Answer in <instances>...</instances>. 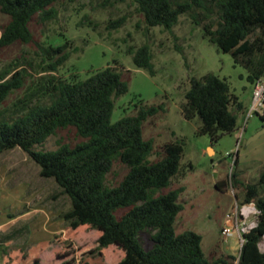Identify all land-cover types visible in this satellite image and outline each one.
Segmentation results:
<instances>
[{
	"label": "trees",
	"instance_id": "obj_1",
	"mask_svg": "<svg viewBox=\"0 0 264 264\" xmlns=\"http://www.w3.org/2000/svg\"><path fill=\"white\" fill-rule=\"evenodd\" d=\"M56 1L0 0V10L9 16L0 44L33 41L32 19L37 14L44 20L55 18ZM134 1L149 26L172 29L182 15H187L211 42L247 69L251 83L264 75V0ZM126 20H110L107 27L117 29ZM78 50L71 39L60 44L45 42L42 54L48 74L40 89L47 100L34 103L30 98L20 99L14 104L13 115L0 112V153L22 148L40 165V175L55 178L70 197L72 207L62 214L71 227L69 239L95 233V242H87L80 249L81 259L94 254L114 257L112 264H234L237 257L233 254L208 256L200 233L176 230L183 209L178 201L183 188L162 189L181 174L184 141L165 143L159 157L150 160L154 141L144 137L143 128L149 118L166 110L165 104L142 105L137 114L113 122L116 98L128 92L129 84L115 65L85 79L60 76L58 70ZM127 52L138 67L156 73L148 44L128 46ZM190 84L181 109L188 120L200 117L198 133L208 134L215 142L235 132L239 113H244L246 106L232 92L228 80L210 72L201 78L191 77ZM23 85L21 72L10 79L1 76L0 104ZM260 116L264 119V113ZM67 128H75L83 140L75 145L62 143L52 150L39 148ZM116 160L125 164L128 172L111 186L107 176ZM237 176L234 171V185L243 186V202H254L259 210L257 225L244 234L238 264H264L260 249L264 239V170L258 182H240ZM147 231L151 232L149 248L140 240ZM67 249L52 252L46 262L35 257L30 264H75ZM26 258L25 250L18 247L5 253L3 264H22Z\"/></svg>",
	"mask_w": 264,
	"mask_h": 264
},
{
	"label": "rangeland",
	"instance_id": "obj_2",
	"mask_svg": "<svg viewBox=\"0 0 264 264\" xmlns=\"http://www.w3.org/2000/svg\"><path fill=\"white\" fill-rule=\"evenodd\" d=\"M53 6L57 10L55 18L44 20L37 14L32 19L33 41L8 46L0 44V80L1 76L5 80L21 72L24 81L21 88L0 104V112L13 115L14 104L20 99L30 98L34 103L46 101L40 89L48 74L44 70L42 47L45 42L60 44L67 39L74 40L80 50L73 52L58 70L60 76L85 79L100 69L115 65L129 84L128 92L116 98L113 122L137 114L142 105L165 104L166 110L149 118L143 128L144 137L154 141L150 160L159 157L158 151L165 143L177 139L184 141L181 174L162 189L167 192L183 188L178 199L183 209L178 215L176 230L179 233L192 229L200 233L203 249L210 257L229 252L238 257L240 234L226 236L222 233L224 226L234 221L228 216L231 213L233 216L237 206L248 204L243 202V186L234 185L232 173L238 174L240 182H258L264 170V132L259 135L264 131V119L257 113L248 116L254 84L248 80L247 69L236 64L231 53L211 42L202 27L187 15H182L177 25L167 29L149 26L134 0H57ZM122 17L127 20L121 27L108 29L110 20ZM8 21L9 16L0 10V38ZM143 44L151 48L154 75L138 67L133 55L127 52L128 46L137 48ZM210 72L226 78L232 92L248 106L246 112L239 113L236 131L215 142L208 134L198 133L202 123L199 116L188 120L181 109L191 77L201 78ZM82 140L75 128H67L49 137L39 148L52 150L62 143L75 145ZM210 145L216 150L214 155H211L212 148L208 150ZM231 151L240 157L238 164L233 156L227 155ZM40 169L20 147L0 153V264L7 251L18 247L29 255L22 264H29L34 256L46 262L52 252L63 250L65 246L71 253L69 258L76 259L75 264H112L114 257L105 259L86 254L83 259L79 258L82 246L95 242V233L69 239L71 227L61 214L71 209V199L62 192L55 178L41 176ZM127 172L128 167L116 160L107 183L117 185ZM217 182H222L220 187ZM28 210L32 213L25 216ZM253 220L255 216L249 219ZM57 223L63 230L53 234ZM14 230H17L16 236ZM8 233H13V238L1 241ZM150 235V231L140 235L147 248L152 244ZM227 245L234 248L228 252ZM36 251L39 255H34Z\"/></svg>",
	"mask_w": 264,
	"mask_h": 264
},
{
	"label": "built area",
	"instance_id": "obj_3",
	"mask_svg": "<svg viewBox=\"0 0 264 264\" xmlns=\"http://www.w3.org/2000/svg\"><path fill=\"white\" fill-rule=\"evenodd\" d=\"M248 111H249L248 116H252L255 113L257 114L264 113V75L254 83L251 106ZM227 155L233 156L235 161L238 154L237 152L235 153L234 151H231V152H227ZM258 214H259V210L256 207V204L249 202L248 204H245L241 208L237 206L233 216L232 213L228 216V218L229 217L231 219L233 218L234 221L229 223V225L224 226L222 233L223 235L226 236L231 235L233 233L240 234V238H241L240 251L245 241L244 234L249 232L258 223ZM251 216H255V220H253L252 222L249 221ZM261 244L262 243L260 242V249L262 250ZM263 246H264V241H263ZM239 256L235 259L234 264H238Z\"/></svg>",
	"mask_w": 264,
	"mask_h": 264
},
{
	"label": "crops",
	"instance_id": "obj_4",
	"mask_svg": "<svg viewBox=\"0 0 264 264\" xmlns=\"http://www.w3.org/2000/svg\"><path fill=\"white\" fill-rule=\"evenodd\" d=\"M251 101H252V98H251V100H250V104H251ZM246 106V105H245ZM248 110V106H246V111ZM246 111H244V112H246ZM210 148H212V150H213V152L211 153V155H214L215 153H216V150H215V148L212 146V145H210L209 147H208V150L210 149ZM237 158H238V162H239V159H240V157L237 155ZM221 183L222 182H217V185L218 186H220L221 185ZM32 213V210H28L24 215L25 216H27V215H30ZM23 215V214H22ZM21 215V216H22ZM61 216H62V214H61ZM63 218V217H62ZM48 219V218H47ZM64 219V218H63ZM51 223H56V222H51ZM58 227H57V229H54V230H52V232H53V234H60L61 232H62V230H63V226H61V224H59V223H57L56 224ZM16 231L17 230H14V234H15V236H16ZM22 232V231H21ZM14 234L13 233H8V234H4V236H3V240H1V241H7V240H11L12 238H13V236H14ZM238 239V238H237ZM237 239H234L235 240V243H236V240ZM234 243V244H235ZM232 248H234V246L233 245H227L226 246V249H227V251L229 252ZM38 251H40V250H38ZM38 251H36V252H34V255H39V254H37V252ZM230 254H232L231 252H229ZM234 255V254H233ZM36 256H34V258H35ZM29 258V255H27V258L25 259V261L27 260ZM32 260V259H31ZM31 260H29L28 261V263L30 264V262H31ZM24 261V262H25ZM23 262V263H24ZM2 264H3V260H2Z\"/></svg>",
	"mask_w": 264,
	"mask_h": 264
},
{
	"label": "water",
	"instance_id": "obj_5",
	"mask_svg": "<svg viewBox=\"0 0 264 264\" xmlns=\"http://www.w3.org/2000/svg\"><path fill=\"white\" fill-rule=\"evenodd\" d=\"M263 132H264V131H260V132H259V135H260L261 133H263ZM257 137H258V135H257V136H255L254 138H257Z\"/></svg>",
	"mask_w": 264,
	"mask_h": 264
}]
</instances>
